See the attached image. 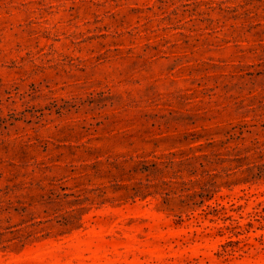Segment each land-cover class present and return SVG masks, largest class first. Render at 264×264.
<instances>
[{"label": "rangeland", "instance_id": "374dc122", "mask_svg": "<svg viewBox=\"0 0 264 264\" xmlns=\"http://www.w3.org/2000/svg\"><path fill=\"white\" fill-rule=\"evenodd\" d=\"M0 264H264V0H0Z\"/></svg>", "mask_w": 264, "mask_h": 264}]
</instances>
